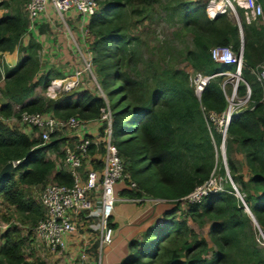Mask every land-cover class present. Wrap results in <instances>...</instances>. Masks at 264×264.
<instances>
[{
    "label": "trees",
    "instance_id": "obj_1",
    "mask_svg": "<svg viewBox=\"0 0 264 264\" xmlns=\"http://www.w3.org/2000/svg\"><path fill=\"white\" fill-rule=\"evenodd\" d=\"M98 1L100 10L88 24L93 36L91 51L112 110L114 142L126 172L137 185L125 187L120 195L162 198L171 205L146 229L142 239L130 241V253L121 264H264V250L258 247L252 223L254 218L264 232V84L254 73L264 62V26L256 20L248 22L240 7L239 25L228 13L210 18L205 2L183 4L180 22L192 38L191 44L180 50L186 66L159 67L143 77L134 73L140 63V40L131 29L134 19L143 18L144 11L160 0ZM258 1L264 8V0ZM28 2H0V56L18 54L14 65H0V80H4L0 96L5 99L0 106V170L8 162L19 161L0 180V197L16 209L23 218L21 224L27 227L23 230L9 223L1 233L0 264H45L27 260L24 252L35 226L45 216L31 188L44 187L51 179L73 184L72 174L47 158L46 151L56 147L58 141L40 146L36 129L30 134L8 123V119L19 118L24 111H39L60 118L95 120L106 104L101 95L90 90L56 99L37 94V88L45 93L52 78L61 73L38 76L42 46L35 38L23 44L30 28ZM222 45H230L237 53L243 48L239 97L247 95V84L251 89L249 105L232 115L226 139L228 169L236 187L227 180L223 191L209 193L199 202H188L185 208L183 198L206 182L219 164L216 148L222 144V135L209 115L222 114L228 108L227 94L232 88L229 85L227 89V76L219 73L235 72L237 68L212 58L211 49ZM192 69L213 76L200 97L191 82ZM89 149L90 164L100 167L95 145ZM234 152L244 157L242 169ZM221 174L227 177L223 162ZM10 219L4 215L6 222ZM190 219L209 224V239L195 232ZM110 225L116 226L113 216ZM93 245L94 255L98 242Z\"/></svg>",
    "mask_w": 264,
    "mask_h": 264
},
{
    "label": "built area",
    "instance_id": "obj_2",
    "mask_svg": "<svg viewBox=\"0 0 264 264\" xmlns=\"http://www.w3.org/2000/svg\"><path fill=\"white\" fill-rule=\"evenodd\" d=\"M244 10L248 22L258 20L263 14V5L258 0H209L207 13L210 17L217 14L236 12V5ZM49 7L56 12L61 22H66L69 13H76L81 22V30L78 37L74 30L69 29L71 39L75 46L76 61L72 68L60 77L52 78L48 86V95L57 98L59 93L71 95L79 90H95L105 99V106L101 109V115L95 120H83L77 116L60 118L51 112L24 111L20 117V125L27 127V132L41 137L40 146H44L53 140L59 132L72 131L73 144L68 139L64 146V162L66 170L72 174L73 184H61L57 181L48 182L42 191L41 203L45 209V216L35 226V232L44 246L52 252H64L69 247L68 238L78 234L83 236L81 248L71 255V264H93L94 258L89 249L92 242H98L97 252L99 256L104 253L107 246L114 241L115 228L110 225V219L114 214L115 185L123 180L128 188H136V183L131 181L125 170V163L120 156L112 134V110L103 91L97 74L91 51L93 36L88 24L93 15L99 12L98 0H29L26 10L32 29L36 22L46 14ZM239 16V15H238ZM240 25V18H239ZM212 58L219 63L235 64L236 71L219 73L225 76L242 79L241 73L244 65L243 48L239 53L230 45L215 46L211 49ZM195 72L191 82L196 94L200 97L204 87L213 78ZM257 79L264 84V62L254 70ZM226 81L224 82L225 85ZM238 84L233 85L228 99H241L249 101L251 89L247 84V95L239 97ZM106 96V97H105ZM244 102V103H245ZM240 104V103H239ZM244 108L228 106L222 114L211 112L209 118L213 121L217 131L222 135V144L227 139V133L232 115ZM95 145V158L100 161V167H94L89 159L92 157L89 147ZM102 149L100 152L99 150ZM14 162L15 165L18 163ZM228 172V171H227ZM214 173V172H213ZM211 174L210 178L198 186L184 200L199 202L209 193L223 191L225 189L222 177ZM229 180L236 187L231 175ZM240 197L243 196L239 193ZM140 200L142 198H134ZM133 199V200H134ZM155 202L166 201L162 198H151ZM127 200V199H126Z\"/></svg>",
    "mask_w": 264,
    "mask_h": 264
},
{
    "label": "rangeland",
    "instance_id": "obj_3",
    "mask_svg": "<svg viewBox=\"0 0 264 264\" xmlns=\"http://www.w3.org/2000/svg\"><path fill=\"white\" fill-rule=\"evenodd\" d=\"M194 1L195 0H160L159 2L155 3L153 6H150L147 11H144L143 18L134 19L135 26H132L131 33L134 34L135 36L138 35L140 40V45H139L140 63L137 65V69L134 72L135 74L145 77L147 75H151L153 70L159 69V67L166 68L172 66L174 67L186 66V62H181L182 60L180 58V50L184 49L186 45H190L192 42V38L190 37L188 31L183 27L182 23L180 22V14L184 6L183 4H187V3L195 4V3H204V2L206 3V1L208 2L209 0L206 1L203 0V2H199V1L194 2ZM235 5L237 11L238 4ZM147 15L148 18L146 17ZM229 15L235 23L239 24L238 13L231 12ZM257 23L259 25L264 26V10H263V14L257 20ZM0 65L2 66L1 61H0ZM95 72L98 77V72L96 71V68H95ZM190 73L191 76L194 77L195 72L193 69L191 70ZM241 80L242 79L238 81L237 77L228 76L225 79L227 83V84L225 83L227 89H230V86L232 88L233 85L237 84V82H240ZM0 84L3 85V83ZM1 87L2 86H0V95L2 90ZM36 92L37 94L46 95V97H48L49 99L52 98L50 95H48V91L44 93L41 88H38ZM94 92L96 91L94 90ZM61 96H64L63 92L59 93L57 95V98ZM115 99H118V97H116ZM4 101L5 99L2 96H0V106ZM228 102H229L228 106H235L236 108H246L249 105V102H245L244 100H242L241 103V99L232 100L231 97L230 99H228ZM17 118L18 116H15L14 118L8 119L7 122L10 123L11 125L18 126L26 131L27 127L24 125H20V121ZM11 119L13 120V122H11ZM37 137H39V135H37ZM60 139H64V140L61 141ZM65 139H69L71 144L74 143L75 138H72V131L59 132L58 135L53 137V141L54 140L58 141L56 147L52 149H48L46 151L47 158L55 161L57 167L66 168L64 162V155H61L64 146L66 144ZM216 149H217L216 151H217L219 164L215 169V171H213L214 172L213 175H215L216 177H222V180L224 181L223 183L225 185L226 183L225 179L226 178L229 179L230 176V172L228 169V161H227L228 157H227L226 142L224 145L221 144L220 147H217ZM233 157L238 161V165L242 169L243 167L242 156L234 152ZM222 162L226 167V172L228 171L227 177L222 176L221 174ZM52 181L53 180L51 179L49 182ZM125 187H127V183L123 180L116 183L114 187L115 197L117 198V200L115 201L114 212H115V208L117 209L118 206L121 203H123L121 202L122 200H120L121 198L120 191ZM43 189L44 187L31 188L34 197L38 201H41V195ZM126 199L130 203H133V205H135V207H137L140 210L139 219L137 223V226L139 227L140 225V228H138L139 232L137 235V239H142L145 228L148 225L154 224L160 219L161 216L160 217L155 216L157 210L163 207L164 205H168V202L167 201L155 202L154 200L151 199V197H147V196L140 200H136V199L133 200L132 198L129 197H126ZM182 201H183L182 205L186 208L187 203L189 201L184 199ZM248 212L250 213V211ZM4 215L11 216L9 222H6L4 220ZM177 215L179 219L183 218V215L180 211L177 212ZM20 221H23L21 215L16 212V209L14 207L8 206V204L4 202L2 197H0V235L4 231V229L9 225V223L17 224L21 229L27 230V227L26 226L24 227ZM252 223H253V231L258 247L264 250V237L259 229L257 222L254 219ZM189 224L199 236L201 237L204 236L207 239H209L208 223H204L203 225H201L200 223L192 221L190 219ZM2 243L3 241L0 238V245H2ZM129 243H127V247ZM24 252L26 257L29 259L32 260L36 259L35 261L45 262V264H53L54 254H52V252L46 247H42L38 245V236L35 230H33L32 236L27 240L24 248ZM209 255H211V253H209ZM54 263L57 262L55 261Z\"/></svg>",
    "mask_w": 264,
    "mask_h": 264
},
{
    "label": "crops",
    "instance_id": "obj_4",
    "mask_svg": "<svg viewBox=\"0 0 264 264\" xmlns=\"http://www.w3.org/2000/svg\"><path fill=\"white\" fill-rule=\"evenodd\" d=\"M1 1L2 0H0V2ZM198 1L203 2V0H195L194 2ZM208 2L206 1L207 4ZM70 28L74 30V35L78 37L81 30L79 16L74 12L69 13L66 22H61L54 9L49 7L46 14H44L36 22L35 26L31 30L29 29V31L23 36L24 45L28 44L31 38H35L42 46L40 51L41 70L38 76L47 72L61 73L62 76L70 69V67L72 68L73 62L76 61V56L75 46L69 32ZM17 58V53L14 55L6 53L2 57L0 56V61L2 62V65L6 63L9 66H12L17 62ZM0 83H3V85L0 84V86H2L1 88H3L4 80H0ZM11 122H13L12 119ZM241 156L244 162V157L243 155ZM244 173H247L245 169ZM120 200H122L121 202L123 203H121L117 209L115 208L113 214V221L116 224L114 241L112 245L105 248L104 253L101 256H99L98 252L93 255L94 245L91 246L89 251L94 258L93 264H121L130 253L129 245L127 247V243L132 239L137 238L139 232L138 228H140L139 224V227L137 226L140 210L135 207L133 203L127 201L126 197L121 196ZM170 207V204L164 205L157 210L155 216L160 217L163 212ZM149 226L150 225H148L145 230L143 229L144 232ZM83 238V236L78 234L72 235L68 238L69 247L67 250L64 252L51 251L52 254H54L53 264H71V255L78 252V248H81ZM92 244H94V241ZM38 245L45 247L39 238ZM27 260L35 261L36 259L32 260L27 258ZM55 261L57 263H54Z\"/></svg>",
    "mask_w": 264,
    "mask_h": 264
},
{
    "label": "water",
    "instance_id": "obj_5",
    "mask_svg": "<svg viewBox=\"0 0 264 264\" xmlns=\"http://www.w3.org/2000/svg\"><path fill=\"white\" fill-rule=\"evenodd\" d=\"M15 163L12 161V162H8L6 165L3 166V168L0 170V180H2V178L11 170L14 169L15 167ZM246 211H248V209H246ZM254 219V218H253ZM255 220V219H254ZM256 221V220H255ZM263 237H264V234L263 232H261Z\"/></svg>",
    "mask_w": 264,
    "mask_h": 264
},
{
    "label": "clouds",
    "instance_id": "obj_6",
    "mask_svg": "<svg viewBox=\"0 0 264 264\" xmlns=\"http://www.w3.org/2000/svg\"><path fill=\"white\" fill-rule=\"evenodd\" d=\"M218 15H219V14H218ZM208 16H209V15H208ZM216 16H217V15H216ZM216 16H215V17H216ZM209 17H210V16H209ZM210 18H211V17H210ZM213 18H214V17H213ZM29 29H31V28H29ZM238 194H239V192H237V195H238ZM238 196H239V195H238ZM239 197H240V196H239ZM240 198H241V197H240ZM241 199H242V198H241ZM242 200H243V199H242ZM243 202H244V204H245L246 209H248V211H250L244 200H243ZM259 229H260V227H259ZM260 231L263 232L261 229H260ZM263 234H264V232H263Z\"/></svg>",
    "mask_w": 264,
    "mask_h": 264
}]
</instances>
